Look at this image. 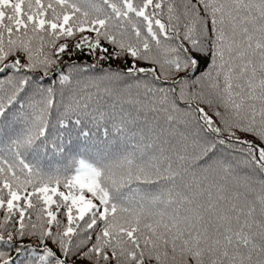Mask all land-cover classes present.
<instances>
[{
  "label": "snow or ice",
  "instance_id": "obj_1",
  "mask_svg": "<svg viewBox=\"0 0 264 264\" xmlns=\"http://www.w3.org/2000/svg\"><path fill=\"white\" fill-rule=\"evenodd\" d=\"M0 246L264 264V0H0Z\"/></svg>",
  "mask_w": 264,
  "mask_h": 264
},
{
  "label": "trees",
  "instance_id": "obj_2",
  "mask_svg": "<svg viewBox=\"0 0 264 264\" xmlns=\"http://www.w3.org/2000/svg\"><path fill=\"white\" fill-rule=\"evenodd\" d=\"M81 59H84V60H88V62L90 63V59L87 57V56H84V57H80ZM113 66L115 67V64H113Z\"/></svg>",
  "mask_w": 264,
  "mask_h": 264
}]
</instances>
